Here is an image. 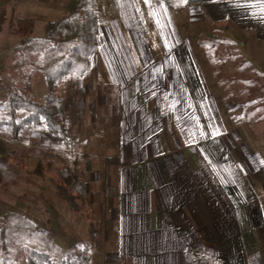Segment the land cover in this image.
I'll use <instances>...</instances> for the list:
<instances>
[{
  "label": "crops",
  "instance_id": "1",
  "mask_svg": "<svg viewBox=\"0 0 264 264\" xmlns=\"http://www.w3.org/2000/svg\"><path fill=\"white\" fill-rule=\"evenodd\" d=\"M144 1L145 20L157 27L163 51L144 53L132 31L133 51L125 45L122 52L117 36L99 39L98 30L89 71L61 94L71 147L96 138L88 139L80 125L75 139L69 110L81 117L85 100L97 121L90 110L108 109L101 167L85 164L82 177L76 174L97 189L94 264H264V120L234 123L222 96L235 86L217 85L219 67L208 63L199 37L197 50L183 37L194 21L230 22L254 48L264 46V0H187L183 8ZM133 11L121 10L130 27ZM97 53L108 91L114 89L109 104L101 83L87 80L97 76Z\"/></svg>",
  "mask_w": 264,
  "mask_h": 264
},
{
  "label": "trees",
  "instance_id": "2",
  "mask_svg": "<svg viewBox=\"0 0 264 264\" xmlns=\"http://www.w3.org/2000/svg\"><path fill=\"white\" fill-rule=\"evenodd\" d=\"M161 1L170 8L187 4V0ZM64 8L65 14L48 22L41 37L30 36L32 20L16 19L14 34L19 42L9 51L14 76L0 81L4 90L0 98V185L9 173L8 162L16 152V143L30 131H42L58 139L62 149L71 146L60 90L89 71L104 20L98 0H67ZM198 42L208 63L219 67L214 72L217 85L235 86L222 96L227 113L236 115L234 123L263 121L264 62L250 38L230 22H217L210 23ZM35 74L45 88L40 97L32 82ZM36 159L30 176L42 179V170L51 163ZM54 183L72 210L79 211L86 205L84 183L69 167L57 170ZM23 249L27 252L20 259ZM0 264H94V260L90 242L61 246L48 221L6 209L0 210Z\"/></svg>",
  "mask_w": 264,
  "mask_h": 264
},
{
  "label": "rangeland",
  "instance_id": "3",
  "mask_svg": "<svg viewBox=\"0 0 264 264\" xmlns=\"http://www.w3.org/2000/svg\"><path fill=\"white\" fill-rule=\"evenodd\" d=\"M66 1L0 0V81H6L10 75L11 77L14 76V72L10 68L12 58L9 51L19 42V37L14 34L16 19L32 20L33 27L30 36L41 37L48 22L65 14L64 4ZM145 4L144 0H98V9L104 20V24L98 29L100 31L99 39L117 36L119 50L122 51L121 47L126 45L129 51L132 52L129 38L132 35L131 32L134 31L140 39V46L138 45V47H142L144 53L148 52L153 56L161 53L163 45L160 42L157 43L155 39L157 27L153 26L156 33L154 34L153 29H149L145 20V13H143ZM124 7L127 11L135 9L137 12L136 14L133 11L134 13L129 16L133 20V23L131 22L132 27L124 23L121 16V10ZM127 26L130 27L129 30ZM209 29L210 25L206 22H191L183 34L184 41L188 42L190 49L197 50V38ZM255 48L257 52L264 53V46L255 44ZM99 56L97 53L93 57V65L98 70L97 76L88 77V75L87 80L91 81L93 85L101 83L103 91L108 96L107 103L109 104L113 102L114 89L110 88L108 91L110 85H107L108 79L104 76ZM202 65V68L207 71L208 67L203 61ZM225 67L222 66V68ZM32 82L37 96H42L45 93V88L41 77L35 74ZM62 92L61 89L60 94ZM221 94L222 92H219L218 98H221ZM3 96L4 90L0 84V98H3ZM85 106L86 102L84 100L83 106L78 109L80 113L82 112V118L75 114L74 109L69 110L70 118L74 121L72 135L75 139H78V130L81 128L80 125H83L82 131L88 136L87 138L90 140L97 139L92 141L95 142L94 147L93 145L92 147L89 146L90 143L93 144L90 142L88 147L83 148L81 140H78L74 147L70 146L68 150H65L62 149L57 140L47 133L32 130L26 137H21L16 143V152L12 155L11 161L8 162L9 173L0 185V210L15 209L31 218L48 221L54 231L55 241L64 247H71L80 241L90 242L91 245L94 241L95 224L92 203L97 189L84 184L87 194L86 205L79 211H74L67 206L57 192L54 183L56 172L60 167L67 166L74 170L72 172L75 175L78 174L82 177L85 164L90 166V169L92 167L96 171L100 169L99 155L105 154L104 150L108 141H102V139L106 138L107 133L111 131L104 125L108 111L106 107H97L90 110L98 117V120L95 121ZM82 131L80 130L81 136L83 135ZM262 136L264 139V134ZM109 147H112V141L109 142ZM88 148H91V153ZM36 158L42 160V162L51 163V166H46L42 170V179L30 176ZM77 177L79 178V176ZM26 252L27 250L23 249L19 254V258L21 259Z\"/></svg>",
  "mask_w": 264,
  "mask_h": 264
}]
</instances>
